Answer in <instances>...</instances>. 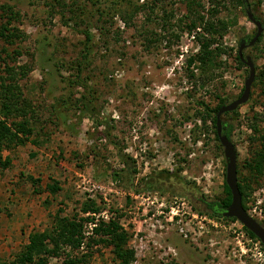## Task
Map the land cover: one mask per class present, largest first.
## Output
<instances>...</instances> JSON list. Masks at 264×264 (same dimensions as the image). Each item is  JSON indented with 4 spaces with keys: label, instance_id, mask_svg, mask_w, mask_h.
I'll return each instance as SVG.
<instances>
[{
    "label": "rangeland",
    "instance_id": "1",
    "mask_svg": "<svg viewBox=\"0 0 264 264\" xmlns=\"http://www.w3.org/2000/svg\"><path fill=\"white\" fill-rule=\"evenodd\" d=\"M248 4L264 24V0ZM7 10L18 12L11 20L18 35L0 40L2 56L8 53L18 73L30 67L16 79L38 132L1 150L10 163L0 166V261L9 264L29 233L50 228L56 216L92 214L95 221L117 218L127 231L134 251L127 264H264L247 249L241 222L194 208L199 195L224 191V155L201 101L213 108L243 89L248 67L236 54L255 24L241 0H0V16ZM206 20L219 31L208 46L212 61L187 66L200 52L190 35ZM84 29L92 40L82 57ZM260 36L243 49L256 75L264 26ZM261 83L254 79L248 100L223 115L234 124L241 182L260 144L255 116L264 132ZM29 174L39 177L35 185ZM251 179L247 211L264 222V175ZM92 201L100 211L85 210ZM91 225L85 222L86 233ZM111 247L93 244L87 264H117ZM63 257L48 264H63Z\"/></svg>",
    "mask_w": 264,
    "mask_h": 264
},
{
    "label": "trees",
    "instance_id": "2",
    "mask_svg": "<svg viewBox=\"0 0 264 264\" xmlns=\"http://www.w3.org/2000/svg\"><path fill=\"white\" fill-rule=\"evenodd\" d=\"M242 1V0H241ZM243 2V1H242ZM243 6L244 3H243ZM7 8V7H6ZM8 9H11L9 7ZM5 10V8H3ZM5 15L0 16V40L5 42H11L14 37L18 35L16 28L12 25V19L18 15L17 11L7 10ZM200 16V15H198ZM197 18V17H196ZM195 19L189 20L187 24L188 30H192L195 27ZM219 22L223 23V19H219ZM263 24V21H262ZM264 26V24H263ZM201 31L196 30L194 37L199 41L200 52L197 55H190L186 58L187 66L198 60L200 64L205 66V63H211L212 51L209 49V45L214 40V33H219L217 25H214L211 21L206 20L202 22ZM217 27V28H216ZM214 32V33H213ZM84 33V51L82 57H85L89 52V45L92 40V33L88 29L83 30ZM255 33V31H254ZM253 33V34H254ZM204 34H207L204 35ZM247 36L248 40L253 36ZM258 37L256 41L260 39ZM264 47V46H263ZM202 50V52H201ZM4 46L0 48V166L6 167L10 163V157L8 155L2 156L1 150L4 148H10L14 145L24 144L28 140L32 139L33 135H37V128L31 117L32 106L31 101L26 97L18 84L16 79L19 76H24L29 69V66L22 65L23 69L19 73L15 70V67L8 63L6 60L7 52L2 56V52H5ZM18 53L19 51H15ZM236 58L240 60L238 53ZM76 72L79 76V69L81 61L77 62ZM263 69L255 76V79L259 78L264 81V65ZM194 74V73H192ZM80 82V81H79ZM264 84V83H261ZM226 99L219 101L213 108H209L204 101L203 109L207 116H211V122L213 125V138L216 141V147L223 153L222 146L219 142L216 129H215V114L218 107L227 103ZM264 110V101L262 102ZM234 111V110H233ZM226 111L225 113H229ZM223 113V115L225 114ZM222 119L227 124L226 135L233 141L232 132L234 128L233 121L224 118ZM19 117V119H15ZM254 132L260 139V144L255 148L252 158L247 160V167L250 173L247 177H244V181L241 182L238 178V187L241 193L242 205L247 210L246 199L248 196V190L251 186V177L258 179V176L264 175V132H260L257 125V116L254 117L252 123ZM253 138V137H252ZM35 142V139L33 138ZM234 143V142H233ZM257 176V177H256ZM28 179L33 185L39 180V177H33V175H27ZM224 191L222 195L213 196L211 198L199 195L195 198L198 204L194 208L199 213H207L209 216L215 219L224 220H236V218L225 217L221 214L218 208L226 207L231 201L230 189L227 186L224 178L223 182ZM47 188L55 192L59 186L57 181L48 183ZM85 210L89 209L92 212L100 211L99 205L95 202H91L85 205ZM56 220L50 228L44 230H35L29 233L27 242L22 246L21 250L17 251L14 258H12L9 264H48V260L51 256L64 255L62 259L63 264H87L88 256L91 255V248L93 244L112 245V252L114 259L117 260V264H127L134 258V251L132 248L126 246L127 231L121 225L117 218L109 217L107 220L100 217L97 221L94 220V216L87 214L85 216H56ZM259 220V219H258ZM86 221L93 223L91 225V232L86 233L84 224ZM263 225L264 222L259 220ZM243 229L251 236H256L245 226ZM0 264H7L4 261H0Z\"/></svg>",
    "mask_w": 264,
    "mask_h": 264
},
{
    "label": "water",
    "instance_id": "3",
    "mask_svg": "<svg viewBox=\"0 0 264 264\" xmlns=\"http://www.w3.org/2000/svg\"><path fill=\"white\" fill-rule=\"evenodd\" d=\"M245 5V13L249 20L255 24V33L247 40L242 37L239 40L237 53L242 62L248 67V74L244 79L243 89L241 93L228 101L221 104L215 114V129L222 146L225 159V182L230 189L231 201L224 208H218L221 214L225 217L236 218L247 229H249L264 246V225L253 215H251L242 205L241 193L238 187L237 180V152L233 141L226 135L227 124L222 119L223 113L236 109L240 104L245 103L250 95L251 85L255 79V63L250 54H244L243 49L251 46L261 35L263 24L259 17L254 16L248 0H242Z\"/></svg>",
    "mask_w": 264,
    "mask_h": 264
},
{
    "label": "built area",
    "instance_id": "4",
    "mask_svg": "<svg viewBox=\"0 0 264 264\" xmlns=\"http://www.w3.org/2000/svg\"><path fill=\"white\" fill-rule=\"evenodd\" d=\"M190 36L194 37V34L192 33ZM241 236L246 239L249 246L247 247V249L251 250L252 255L256 256L259 260L264 261V246L261 241L257 237L255 238L249 235L246 231L241 232ZM242 247H245V245H243Z\"/></svg>",
    "mask_w": 264,
    "mask_h": 264
},
{
    "label": "flooded vegetation",
    "instance_id": "5",
    "mask_svg": "<svg viewBox=\"0 0 264 264\" xmlns=\"http://www.w3.org/2000/svg\"><path fill=\"white\" fill-rule=\"evenodd\" d=\"M252 10V9H251ZM253 12V11H252ZM253 14H254V16H256V17H258L257 15H255V13L253 12ZM244 37H246V39L248 40V38H247V36H244Z\"/></svg>",
    "mask_w": 264,
    "mask_h": 264
}]
</instances>
